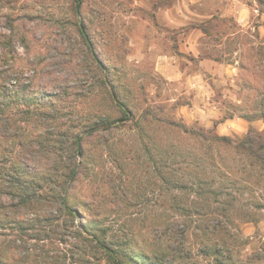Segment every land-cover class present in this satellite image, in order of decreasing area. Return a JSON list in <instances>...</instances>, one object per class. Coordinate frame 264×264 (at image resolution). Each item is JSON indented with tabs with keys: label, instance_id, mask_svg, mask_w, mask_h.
<instances>
[{
	"label": "rangeland",
	"instance_id": "1",
	"mask_svg": "<svg viewBox=\"0 0 264 264\" xmlns=\"http://www.w3.org/2000/svg\"><path fill=\"white\" fill-rule=\"evenodd\" d=\"M16 4L46 20V42L61 51L85 52L84 24L108 77L81 58L92 76L67 127L85 138L84 157L71 155L81 163L71 230L54 221L31 238L0 227V264L9 252L18 253L10 264H114L78 230L127 264L168 257L170 245L177 264H264V0ZM38 52L43 65L56 61L57 50ZM15 165L0 159V182Z\"/></svg>",
	"mask_w": 264,
	"mask_h": 264
},
{
	"label": "trees",
	"instance_id": "2",
	"mask_svg": "<svg viewBox=\"0 0 264 264\" xmlns=\"http://www.w3.org/2000/svg\"><path fill=\"white\" fill-rule=\"evenodd\" d=\"M20 1L0 0V150L4 154L0 159H12L16 164L5 182H0V195L11 199L8 203L0 198V227L17 228L33 238L34 234H27V230L45 229L54 221H62L64 230L68 231L79 214L69 203V192L78 180L81 163L75 162L71 155L84 157L85 138L68 133L67 127L72 121L70 108L78 102L84 93L80 92L84 91L82 85H88V77L92 76V68L85 67L81 58L89 56L100 73L105 72L107 77L108 74L84 24L79 30L85 52L78 55L61 51L46 42L49 35L46 20H35L33 15L22 12L23 6L18 10L16 3ZM5 7L10 11H3ZM38 26L42 27L40 31ZM42 47L57 50L56 61L47 60L43 65L44 56L38 52ZM54 66L59 69L55 70ZM106 82L109 83L107 78ZM50 86L61 90L50 94ZM47 170L63 172L57 179ZM49 182L55 183V187L45 195L42 192ZM75 232L86 243L100 249L112 263L127 264L119 256V250L98 236L86 235L81 230ZM61 233L65 235L60 229L52 232L54 239L64 243L67 240ZM58 235L63 237L57 238ZM167 249L171 251L168 257L163 253L155 255L150 264H177L179 247L170 245ZM127 255L129 258V253L123 254L125 258ZM5 256L4 264H10L18 253L9 252ZM131 259L134 261L136 257ZM136 262L143 264L142 260Z\"/></svg>",
	"mask_w": 264,
	"mask_h": 264
}]
</instances>
